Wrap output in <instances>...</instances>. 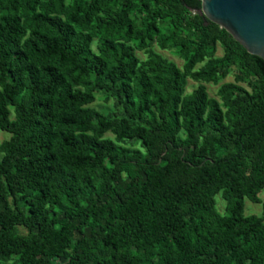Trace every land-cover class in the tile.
Masks as SVG:
<instances>
[{
    "label": "trees",
    "instance_id": "obj_1",
    "mask_svg": "<svg viewBox=\"0 0 264 264\" xmlns=\"http://www.w3.org/2000/svg\"><path fill=\"white\" fill-rule=\"evenodd\" d=\"M200 10L0 0V264H264V59Z\"/></svg>",
    "mask_w": 264,
    "mask_h": 264
},
{
    "label": "water",
    "instance_id": "obj_2",
    "mask_svg": "<svg viewBox=\"0 0 264 264\" xmlns=\"http://www.w3.org/2000/svg\"><path fill=\"white\" fill-rule=\"evenodd\" d=\"M200 13L264 59V0H201Z\"/></svg>",
    "mask_w": 264,
    "mask_h": 264
},
{
    "label": "rangeland",
    "instance_id": "obj_3",
    "mask_svg": "<svg viewBox=\"0 0 264 264\" xmlns=\"http://www.w3.org/2000/svg\"><path fill=\"white\" fill-rule=\"evenodd\" d=\"M155 49L160 52L166 59L175 62L178 66L182 67L183 65V59H181L178 55H176L174 53L173 50L171 49H161L159 48L157 45L155 46ZM223 54V50L222 48L219 46L216 55L221 56ZM137 55L141 58H144V53L142 51H137ZM233 76L229 75L227 78H225L224 80H222L219 84H213V83H206L207 88H208V92L210 96H214L217 97V91L219 86L227 81H233ZM199 83L188 78L187 80V86H186V92H191ZM92 106L100 109V110H104V111H110L113 109V105L111 102L108 103H104L103 99H102V95H98L96 101L92 104ZM10 133L7 131H3L0 130V143L5 140L8 139L10 137ZM260 196L264 198V190L260 193ZM217 200L219 202V206L221 209H224V205H225V201L223 199H221V195H217ZM246 203V207H245V211L246 213H259L262 209L261 204H256V203H252L250 200L246 199L245 200ZM219 208V207H218Z\"/></svg>",
    "mask_w": 264,
    "mask_h": 264
}]
</instances>
